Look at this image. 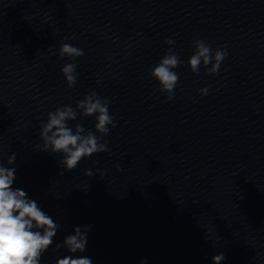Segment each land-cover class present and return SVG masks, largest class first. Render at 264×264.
Returning <instances> with one entry per match:
<instances>
[{
	"label": "water",
	"instance_id": "1",
	"mask_svg": "<svg viewBox=\"0 0 264 264\" xmlns=\"http://www.w3.org/2000/svg\"><path fill=\"white\" fill-rule=\"evenodd\" d=\"M198 43L227 51L215 75L191 69ZM165 55L171 93L151 76ZM66 108L103 149L71 171L42 137ZM0 166L57 225L40 264L76 228L93 264H264V0H0Z\"/></svg>",
	"mask_w": 264,
	"mask_h": 264
},
{
	"label": "clouds",
	"instance_id": "2",
	"mask_svg": "<svg viewBox=\"0 0 264 264\" xmlns=\"http://www.w3.org/2000/svg\"><path fill=\"white\" fill-rule=\"evenodd\" d=\"M61 54L79 56L82 52L65 44L62 46ZM227 55L226 50H217L213 56L209 47L198 43L189 64L191 69L196 71L201 60L206 65L212 63L210 74L215 75ZM178 63L176 55H165L152 69L151 76L159 83L162 91L171 93L175 89L179 77L174 68ZM62 72L70 84L74 82V65H65ZM199 92L202 96L207 95L208 89L203 88ZM168 99L172 100L173 97L169 96ZM78 107L84 110V115L96 116L95 127L98 131H108L107 125L112 123V117L107 104L90 96ZM71 119H75V113L71 108L58 109L55 113L49 114L48 123L42 132L45 140L44 149L50 148L53 153L63 154L61 163L68 171L75 169L82 159L103 150L97 144L95 135H82V127L77 126L73 132L66 123ZM14 161L15 155L11 156L8 162L12 164ZM14 180L15 168L0 166V264H40L41 256L52 245L57 225L35 200L27 197L24 190L13 188ZM88 230L76 228L73 235L65 238L64 246L68 255L58 259L56 264H93L91 258L82 255L87 245ZM78 253L81 255H77ZM223 261L222 253L212 258V264H223ZM141 264L145 262L141 261Z\"/></svg>",
	"mask_w": 264,
	"mask_h": 264
}]
</instances>
